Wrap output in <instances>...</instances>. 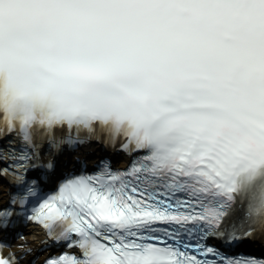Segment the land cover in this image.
<instances>
[{"label": "snow or ice", "instance_id": "6c2138e0", "mask_svg": "<svg viewBox=\"0 0 264 264\" xmlns=\"http://www.w3.org/2000/svg\"><path fill=\"white\" fill-rule=\"evenodd\" d=\"M182 11L240 20L250 42L240 103L206 90L207 74L182 68L129 90L137 107L116 115L97 106L59 103L39 109L41 90L17 77V14L59 39L69 25L87 44L63 58L61 86L136 72L132 52L99 46L105 29L120 31ZM127 116L136 131L121 130ZM96 142L89 165L72 154ZM127 157L114 168L108 149ZM261 172L257 173V168ZM264 0H0V233L19 219L44 230L40 264H264ZM0 235V264H23L26 248ZM259 235L260 240L256 237ZM245 245L261 252L238 258ZM43 250V248L41 249Z\"/></svg>", "mask_w": 264, "mask_h": 264}, {"label": "clouds", "instance_id": "9594fccd", "mask_svg": "<svg viewBox=\"0 0 264 264\" xmlns=\"http://www.w3.org/2000/svg\"><path fill=\"white\" fill-rule=\"evenodd\" d=\"M93 31L96 29L89 24L69 25L59 39H54L46 26L30 22L24 15L16 19L13 38L20 46L16 74L27 88L41 90L38 104L135 108L138 105L129 90L140 87L148 78L162 81L177 68L206 73V90L210 94L225 104L240 103L250 38L243 23L232 15L193 16L178 10L151 24L120 31L105 29V34L98 37L99 46L134 53L140 68L110 80L92 82L83 89L61 86L63 58L78 49H87L76 34Z\"/></svg>", "mask_w": 264, "mask_h": 264}]
</instances>
